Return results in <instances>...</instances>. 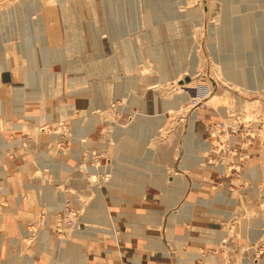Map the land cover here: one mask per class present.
<instances>
[{"label":"rangeland","instance_id":"1","mask_svg":"<svg viewBox=\"0 0 264 264\" xmlns=\"http://www.w3.org/2000/svg\"><path fill=\"white\" fill-rule=\"evenodd\" d=\"M260 17L264 0H0V264H264ZM134 157L216 202L141 225L127 215L155 208L115 206L130 195L110 188L119 219L86 222L92 177L96 190L109 167L150 169ZM93 225L95 239L76 234Z\"/></svg>","mask_w":264,"mask_h":264},{"label":"crops","instance_id":"2","mask_svg":"<svg viewBox=\"0 0 264 264\" xmlns=\"http://www.w3.org/2000/svg\"><path fill=\"white\" fill-rule=\"evenodd\" d=\"M182 17L184 18V14ZM149 95L151 96V97H149L151 100L149 99V102L147 104L150 105L151 109H152L153 108L151 105L152 99L154 98L156 100V98L153 97V91H151ZM135 103H137V102L135 101ZM151 113H152V111H151ZM154 118H152V119L143 118L144 119L143 122H146L149 120V122H152L154 125H156L157 122L154 121ZM141 121H142V118H141ZM138 126H140L141 129L143 127L141 122L139 125L132 126L133 131L131 129H129L128 135L133 136L136 139V134L138 132V130H137ZM123 131H125V130H122V132ZM139 148H140L141 152L144 153V148H145L144 145L143 146L139 145ZM115 157H117L116 159H122L123 158V157L121 158L120 152H118ZM150 158H151V155H150ZM134 159H135V163L134 162L133 163L135 165L139 166L140 168L146 167V168H150V169H139V171H137L136 169H110V167H109L107 174L110 176V175H112L111 173H113V176L108 178L107 185L103 186V188H101V189L96 188V190L94 188L96 187V185H98V183H97L98 178H97V180H95V178L92 177L93 181L95 182L94 183L95 185L93 186V190L97 192L98 202L96 203V205L98 208H95V209L91 208V209L87 210L86 215L88 217L86 219V222L90 223L91 221H93L95 223L96 220H92V218L90 216L93 215L95 217H98L97 210L105 215L104 222H102V223L103 224L108 223V224H106L107 227H112L114 224V221L117 220V218L119 219V217H117L115 220L113 218H110V215H111L110 212L111 211L109 210L108 207H106L104 201L101 200L102 196H103L101 194L110 188L122 189L123 192H125V193L128 192L127 194H129L130 196H133V197L127 196L128 197L127 199L121 198V197L113 198L111 201L115 206H120V205L122 206L123 205L124 207L125 206L126 207L127 206H133L135 208V207L141 206V205H145L144 207L149 205L150 207L155 208V209H148V210L146 208H144L141 211H146L145 213H142V212L138 213L137 211H135L133 214V211H132V213H129L127 215L128 220L132 221V218H133V221H135V224L141 222V225H143L145 222H148V221L149 222L159 221V223L161 222L160 224H163L164 216L171 209L176 207L177 205H179L180 208L176 210L177 211L176 213H173L175 215V218L173 217L174 216L173 214H172L173 216L171 215L168 217L169 224H171L175 221H178L182 218V216H183L182 212H184V211H181V207L183 209V207H185V205L187 203H189L190 205L191 204L196 205L199 203L200 205L213 206L214 202H216V199H213V200L202 199V200H200V199H198L199 198L198 196H197L196 201H195L194 193L192 191L189 192L188 187H187L188 185H186V181H188V179L183 174L182 175L177 174L176 176H174V175L172 176L169 174L170 169H160L159 170L156 168V165L152 162L148 163L145 161L143 163L142 160H139L135 157H134ZM146 159H147V156H146ZM130 161L131 160H128L127 162H130ZM145 164H147V165H145ZM118 167H119V164L116 166V168H118ZM125 168H128V167H125ZM183 170H188V169H183ZM188 183H189V181H188ZM195 185H193L195 187V189H198L199 185H196V186ZM205 185H206V182H205ZM206 188L209 189V187H206ZM109 197H112V196H109ZM137 200H141V203L139 202V205H137L138 204V202H136ZM145 200H146V202H145L146 204L142 202ZM212 212H213V215L218 214V213H216V211L214 209ZM122 215L123 214L119 213V216H122ZM137 216H140V220L138 222H136V219H135V217H137ZM176 218H177V220H176ZM97 219H99V217ZM95 224H97V223H95ZM135 227L139 230V232H141V228H139L136 225H135ZM103 230H105V229H103ZM103 230H102V232H105ZM99 231H100V229L97 228L95 225H93V228H89V226H88L87 232H85L84 234L78 233V232L76 234L78 236H81L84 238L95 239V236H97ZM107 233L115 235L113 230H110V231L108 230ZM45 235H47V233ZM134 236H137V235H134ZM44 240H46V237L44 238ZM150 244L153 246L164 247L162 243H159V242L155 241L154 239H149V243L147 245H149V247H150L151 246ZM48 248L49 247H47V245H46L45 251H47ZM161 249H162V251L164 250L163 248H161ZM56 251H57V249H56ZM165 255H166V253H165ZM158 259H160V258H158Z\"/></svg>","mask_w":264,"mask_h":264},{"label":"bare ground","instance_id":"3","mask_svg":"<svg viewBox=\"0 0 264 264\" xmlns=\"http://www.w3.org/2000/svg\"><path fill=\"white\" fill-rule=\"evenodd\" d=\"M26 1V0H25ZM31 2H33V0L31 1L30 0V3ZM65 13V12H64ZM261 18V22L264 24V19L262 18V17H260ZM22 19V18H21ZM67 21V19L65 20V22ZM237 21V20H236ZM37 23L40 25L39 27V30H40V37L38 38V36H37V38L36 39H39V40H43L44 38H45V35H46V33H45V29H46V27H45V24H44V22L42 21V18L40 17L39 18V20H37ZM255 23H256V21H255ZM23 29V28H22ZM25 29V28H24ZM26 30V29H25ZM245 31V30H244ZM239 34H242V33H240L239 32ZM247 34V33H246ZM243 35H244V33H243ZM34 40V39H33ZM249 44V43H248ZM247 45V44H246ZM21 50H22V48H21ZM45 53L47 52L46 50H45V48H43L42 49ZM0 52H1V54L3 55V53H4V47L2 46V45H0ZM21 52V51H20ZM8 58V57H7ZM11 62L10 61H8L6 58H1V64H0V71L1 70H8V69H11ZM24 70V69H23ZM254 76V75H253ZM256 76V75H255ZM258 77V76H257ZM257 77H255L254 79H253V85L255 86V87H258V86H260L261 84H262V82H263V80L261 79V77H259V78H257ZM252 80V79H251ZM18 92V91H17ZM20 95V94H19ZM21 96V95H20ZM71 112V111H70ZM190 133V132H189ZM191 136V134H189V137L188 138H192V137H190ZM185 144L187 145V147L188 148H190V146L192 145L191 143L189 144L188 142H185ZM202 149H207V145H205V144H203L202 143ZM185 150H187L186 149V147H185ZM187 152V151H186ZM66 170H69V171H71L72 169H68V167L66 168ZM160 170V169H159ZM181 211H184V212H188V213H191V211H192V206L191 205H187V206H185V207H183V209H182V207H181ZM174 215V214H173ZM172 215V216H173ZM178 215V214H177ZM174 218H175V215L173 216ZM176 220H177V218H176ZM176 222V221H175ZM82 255V254H81ZM82 257L80 256V259H81ZM81 261H82V259H81Z\"/></svg>","mask_w":264,"mask_h":264},{"label":"built area","instance_id":"4","mask_svg":"<svg viewBox=\"0 0 264 264\" xmlns=\"http://www.w3.org/2000/svg\"><path fill=\"white\" fill-rule=\"evenodd\" d=\"M225 125L227 126V124H225ZM227 127H228V126H227ZM232 132H233V133H232ZM231 133H232L233 135H235V136L238 135V133H237V129H235V128H234L233 130L231 129ZM234 138H236V137H234Z\"/></svg>","mask_w":264,"mask_h":264},{"label":"water","instance_id":"5","mask_svg":"<svg viewBox=\"0 0 264 264\" xmlns=\"http://www.w3.org/2000/svg\"><path fill=\"white\" fill-rule=\"evenodd\" d=\"M187 81H189V79H187Z\"/></svg>","mask_w":264,"mask_h":264}]
</instances>
